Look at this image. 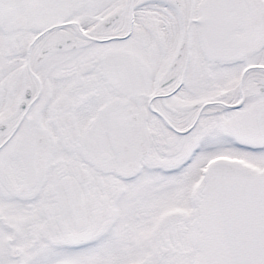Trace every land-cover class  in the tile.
Here are the masks:
<instances>
[{"label":"snow or ice","instance_id":"snow-or-ice-1","mask_svg":"<svg viewBox=\"0 0 264 264\" xmlns=\"http://www.w3.org/2000/svg\"><path fill=\"white\" fill-rule=\"evenodd\" d=\"M0 264H264V0H0Z\"/></svg>","mask_w":264,"mask_h":264}]
</instances>
